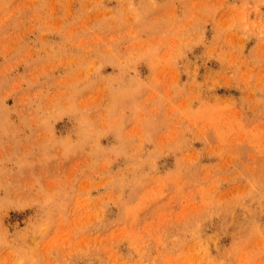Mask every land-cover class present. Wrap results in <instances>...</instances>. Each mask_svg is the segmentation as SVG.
Returning <instances> with one entry per match:
<instances>
[{"label": "rangeland", "instance_id": "rangeland-1", "mask_svg": "<svg viewBox=\"0 0 264 264\" xmlns=\"http://www.w3.org/2000/svg\"><path fill=\"white\" fill-rule=\"evenodd\" d=\"M0 264H264V0H0Z\"/></svg>", "mask_w": 264, "mask_h": 264}]
</instances>
